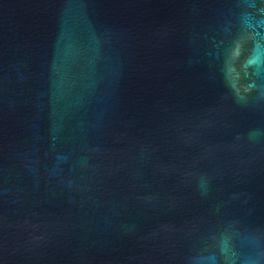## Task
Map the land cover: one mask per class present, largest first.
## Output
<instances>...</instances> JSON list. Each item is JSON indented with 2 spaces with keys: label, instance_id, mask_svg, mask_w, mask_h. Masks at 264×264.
<instances>
[{
  "label": "water",
  "instance_id": "obj_1",
  "mask_svg": "<svg viewBox=\"0 0 264 264\" xmlns=\"http://www.w3.org/2000/svg\"><path fill=\"white\" fill-rule=\"evenodd\" d=\"M0 264H264V0H0Z\"/></svg>",
  "mask_w": 264,
  "mask_h": 264
}]
</instances>
